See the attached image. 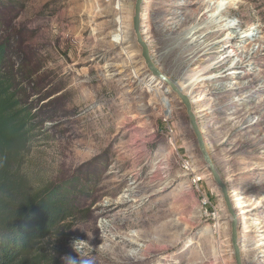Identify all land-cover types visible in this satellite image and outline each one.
<instances>
[{
    "label": "rangeland",
    "instance_id": "374dc122",
    "mask_svg": "<svg viewBox=\"0 0 264 264\" xmlns=\"http://www.w3.org/2000/svg\"><path fill=\"white\" fill-rule=\"evenodd\" d=\"M135 3L0 0L5 65L33 116L21 174L32 190L52 184L77 190L72 204L78 211L36 250L55 264H65L64 257L91 264H236L221 190L201 157L186 106L142 56ZM203 4L213 8L206 15ZM227 5L226 23L242 41L222 70L242 57L246 62L236 78L232 69L231 78L203 81L195 97L204 98L193 110L208 107L197 120L232 194L244 264H264V0H145L142 30L151 29L156 66L178 81L197 65L183 62L179 48L187 44L200 53L205 45L189 46L186 28L197 26L194 38L202 39L220 24L209 28L199 19ZM166 11L179 15L180 26L186 16L199 19L168 30ZM120 14L132 59L113 42ZM219 41H231L229 30L210 43ZM226 55L219 47L203 66Z\"/></svg>",
    "mask_w": 264,
    "mask_h": 264
},
{
    "label": "trees",
    "instance_id": "16d2710c",
    "mask_svg": "<svg viewBox=\"0 0 264 264\" xmlns=\"http://www.w3.org/2000/svg\"><path fill=\"white\" fill-rule=\"evenodd\" d=\"M8 48L0 40V264H55L40 240L78 211L75 184L32 190L20 168L32 133L29 112L16 76L6 67ZM42 249V248H41Z\"/></svg>",
    "mask_w": 264,
    "mask_h": 264
},
{
    "label": "bare ground",
    "instance_id": "6f19581e",
    "mask_svg": "<svg viewBox=\"0 0 264 264\" xmlns=\"http://www.w3.org/2000/svg\"><path fill=\"white\" fill-rule=\"evenodd\" d=\"M122 6L125 7V4L123 3ZM201 8L204 9V12H205V13H203L204 15H206L209 11H211L213 9V8L210 7V5L208 6L206 4H203ZM217 9L218 8H215V10H214V11H217L216 13L214 12L215 16L214 15L211 16V17L206 16L205 19H201V18L199 19L198 14H195L194 20L191 17L186 16V18H185V20H183V22H181L182 20H180V22L182 23L181 26H180L179 22L177 23V21H175L179 17V15L171 13L169 11L167 13V11H166V14H171L169 19H165L164 20V27L167 28L168 30H170L171 27H174V26H179V29H181V27L189 24L192 21L198 20V19H199L200 23L202 21L203 23L206 24V27H209V28H212L213 26H216V25L220 24L219 28L207 32L202 37V39H200L199 37L198 38H194L195 35L197 34V32L200 31L197 26H193L191 28H189V27L186 28L185 32L183 33V35H185L184 38H186L187 41L188 40H193L190 43L191 45H189V46H192L193 44H197V43H201L202 45L205 44L203 46V48L201 49L200 53H198L196 50H192V49L190 50L191 52L189 50H186L185 48L187 47V44H184L183 46H181L179 48V50H183L182 54H181V58L183 59V62H186L187 65L190 66V67L192 65H196L197 64L196 65V71L193 70L192 72H194V73H191L190 71H184L183 77L180 80H178V81L173 80V78L171 76H167L165 74L169 79H171L173 81V83L175 84L177 89L182 94L187 96V98H188V100H189V102L191 104L192 110H193L194 105L197 104V102H199L200 100H202L204 98V97H200V98L195 97V94L197 92H199L200 88L202 86H205V83L204 84L202 83L203 81H208V82L209 81H213L212 84H214L215 81H220V80H222L224 78L228 79V78H231L232 76L236 78V75H235L236 71L241 66H243V64H245V62H246L244 57H242L240 59V62L235 64V66H233L232 68L226 69V70H222L223 69L222 67L224 65H226V63L231 59V57L234 56V54H238L239 53V49L241 48V45H239L238 43L240 41H242V39H240L241 36H239L238 34H236V35L234 34L235 33V31H234L235 26L232 25V24L226 23V21L230 18V15H231V12H232L230 10V6L227 5L226 9H220V10H217ZM143 20L145 22V20H146V12L143 15ZM124 23H125L124 22V17L122 15L118 16V20L114 23L115 28H114V30L111 33H112V36L114 37L113 38V42H115V45L116 46H121L123 51L127 50L126 53L128 55V58L132 59V55H131L132 51L131 50L129 51V49L124 47V45L131 40V36H129L130 32L128 33V29H126V27L123 26V25H125ZM225 30H229V36L231 38V41H229V43L228 42L227 43L226 42L223 43V42H220V41L216 42V43H210L213 39L219 37L220 34H222ZM141 33H142V37L144 36V38H146L148 40L147 41L145 39L144 41L147 43V45L149 47V50H151V48L149 46V43H150L149 39L151 37L150 36L151 35V29L150 28H148V29L144 28L143 30H141ZM247 35H249V34H247ZM181 39H183V37ZM243 43L245 45L244 48L246 49L248 47L249 43L246 42V41H243ZM127 45L129 46V44H127ZM219 47L220 48L222 47L224 53H227V55L223 58V60L222 61L218 60V61H216V62H214V63H212V64H210L208 66H203V63L207 60L208 55L211 52H216ZM246 50H247L248 54H253V53H251L250 46ZM150 56H151V54H150ZM152 61H153V59H152ZM154 64H155V62H154ZM156 64H155V66H156ZM199 68H201V69L197 71V69H199ZM158 69L161 70V68H158ZM232 69H234V70H232ZM231 70L234 71V74H232V76L230 75L231 74L230 73ZM135 72H136V76H139V73L141 71L136 68ZM209 73H215V75L214 76H210V77H204L205 75H207ZM161 81H163V80H161ZM160 83H162V82H160ZM167 85L169 86L170 90L171 89L174 90L169 84H167ZM240 88H243V87H240ZM216 90H217V88H212L210 92L211 93H215ZM203 110L207 111L208 107L205 108V109H201L199 111L197 110V111H195V113H194V110H193L194 115L195 114L197 115V116L195 115L196 119H197V117H199V112L203 111ZM206 113H208V112H206Z\"/></svg>",
    "mask_w": 264,
    "mask_h": 264
},
{
    "label": "water",
    "instance_id": "95a60500",
    "mask_svg": "<svg viewBox=\"0 0 264 264\" xmlns=\"http://www.w3.org/2000/svg\"><path fill=\"white\" fill-rule=\"evenodd\" d=\"M144 3L145 0H136L135 7H134V15H133V30L134 33L137 36V41L141 47L142 56L150 69V71L153 73L154 76L158 77L159 79L163 80L167 84H169L174 91L179 95L180 99L182 100L183 104L187 108V114L190 120V125L192 127V130L196 136V141L198 143V147L201 153V157L211 173L214 182L221 190L222 198L225 202L226 208L228 209V212L231 216V243L233 248V254L236 264H244L243 260V250L242 245L240 242V236H239V229H240V221L238 218V213L236 212V208L234 206V202L232 199V194L230 192V188L224 178L222 177V174L220 173L218 167L216 166L214 159L209 151L208 145L206 143L204 134L198 124V121L193 113L191 104L184 94H182L173 81L169 79L164 73H162L157 66H155L154 62L152 61V58L150 56V50L147 45V43L144 41L142 37V20H143V12H144Z\"/></svg>",
    "mask_w": 264,
    "mask_h": 264
},
{
    "label": "clouds",
    "instance_id": "9594fccd",
    "mask_svg": "<svg viewBox=\"0 0 264 264\" xmlns=\"http://www.w3.org/2000/svg\"><path fill=\"white\" fill-rule=\"evenodd\" d=\"M63 259H64L65 264H91V261H88V260L77 262L71 257H64Z\"/></svg>",
    "mask_w": 264,
    "mask_h": 264
}]
</instances>
